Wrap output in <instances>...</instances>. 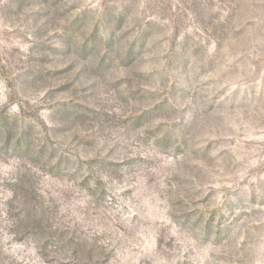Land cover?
<instances>
[{
  "label": "rangeland",
  "instance_id": "rangeland-1",
  "mask_svg": "<svg viewBox=\"0 0 264 264\" xmlns=\"http://www.w3.org/2000/svg\"><path fill=\"white\" fill-rule=\"evenodd\" d=\"M0 264H264V0H0Z\"/></svg>",
  "mask_w": 264,
  "mask_h": 264
}]
</instances>
